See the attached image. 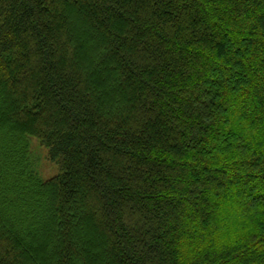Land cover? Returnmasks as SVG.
Listing matches in <instances>:
<instances>
[{"label": "trees", "instance_id": "16d2710c", "mask_svg": "<svg viewBox=\"0 0 264 264\" xmlns=\"http://www.w3.org/2000/svg\"><path fill=\"white\" fill-rule=\"evenodd\" d=\"M0 264H264V0H0Z\"/></svg>", "mask_w": 264, "mask_h": 264}, {"label": "rangeland", "instance_id": "374dc122", "mask_svg": "<svg viewBox=\"0 0 264 264\" xmlns=\"http://www.w3.org/2000/svg\"><path fill=\"white\" fill-rule=\"evenodd\" d=\"M32 158L35 162V169L38 174L45 180L56 176L59 172V166L56 160L50 157L49 150L41 142L31 137Z\"/></svg>", "mask_w": 264, "mask_h": 264}]
</instances>
